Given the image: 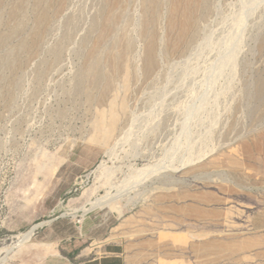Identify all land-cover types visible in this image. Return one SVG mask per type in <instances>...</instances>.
Listing matches in <instances>:
<instances>
[{
	"label": "rangeland",
	"instance_id": "1",
	"mask_svg": "<svg viewBox=\"0 0 264 264\" xmlns=\"http://www.w3.org/2000/svg\"><path fill=\"white\" fill-rule=\"evenodd\" d=\"M176 1L0 0V264H264V0Z\"/></svg>",
	"mask_w": 264,
	"mask_h": 264
},
{
	"label": "bare ground",
	"instance_id": "2",
	"mask_svg": "<svg viewBox=\"0 0 264 264\" xmlns=\"http://www.w3.org/2000/svg\"><path fill=\"white\" fill-rule=\"evenodd\" d=\"M127 1V0H126ZM128 1H133V0H128ZM135 1V0H134ZM174 1V0H173ZM192 0H188V6H189V3H191ZM208 1L209 0H204V2L206 4H208ZM181 2L179 0H177L175 3H173V9H174V12H177L181 6L180 4ZM186 4V7L184 8V10L182 11V15H181V19H180V36L182 39H187L189 38V32L190 31H194L192 32V35L194 36L195 33L197 32L196 31V24H193L192 25V29L188 30V29H185L186 27V24H187V21L189 19V7L187 6ZM126 6V5H125ZM44 15V14H43ZM42 15V16H43ZM46 15V14H45ZM40 17V16H39ZM44 18L46 16H43ZM244 17V16H243ZM174 24H176L174 22ZM242 24V23H241ZM219 69V68H218ZM127 73V72H126ZM222 73V72H221ZM127 76V75H126ZM126 104H125V101H121L120 103L117 102L116 99H114L112 101V104L110 106L109 109H101L99 110L98 112V118H97V121L95 122L96 124V133L95 135L92 137L94 140H97L99 141L100 143H103V144H108L110 140H112V138L114 137L116 131H117V128H118V125H119V122L121 120V114H120V109H123L124 108H127L125 107ZM125 110V109H124ZM124 112V111H123ZM186 124V123H185ZM93 140V141H94ZM105 146V145H104ZM147 170V169H146ZM149 173V172H148ZM159 173V172H158ZM147 174V172H146ZM142 177V176H140ZM92 204V207L90 209H86L87 212L91 211L93 208L95 207H105V206H110L111 209H114L115 207L113 206V204H111L110 202L104 200L103 198L101 199H98L96 202H93L91 203ZM41 224V223H40ZM40 224H37L36 226L34 225V227H32L31 230L29 231H25V233H20L19 235L16 236V240L12 243V244H9L7 245L6 248L8 252H13L15 251L17 248L23 246L24 244L28 243L32 236L34 235V232L35 230H37V227L40 225ZM43 224V223H42ZM3 248V249H4ZM3 251V250H2ZM7 252V253H8ZM7 257V256H6ZM8 259L5 258L4 260L6 261ZM3 260V259H2ZM1 260V261H2Z\"/></svg>",
	"mask_w": 264,
	"mask_h": 264
},
{
	"label": "crops",
	"instance_id": "3",
	"mask_svg": "<svg viewBox=\"0 0 264 264\" xmlns=\"http://www.w3.org/2000/svg\"><path fill=\"white\" fill-rule=\"evenodd\" d=\"M105 254L91 259L94 264H125L124 249L120 245L104 244Z\"/></svg>",
	"mask_w": 264,
	"mask_h": 264
},
{
	"label": "water",
	"instance_id": "4",
	"mask_svg": "<svg viewBox=\"0 0 264 264\" xmlns=\"http://www.w3.org/2000/svg\"><path fill=\"white\" fill-rule=\"evenodd\" d=\"M53 220H51L50 222H52ZM40 226H43V224H40L38 227H37V229L40 227ZM36 231V230H35ZM34 234H35V232H34Z\"/></svg>",
	"mask_w": 264,
	"mask_h": 264
}]
</instances>
